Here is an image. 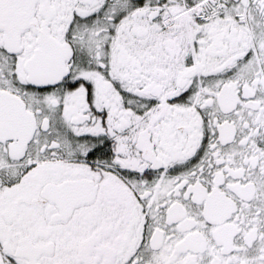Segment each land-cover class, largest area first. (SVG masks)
Here are the masks:
<instances>
[{"label":"snow or ice","instance_id":"snow-or-ice-1","mask_svg":"<svg viewBox=\"0 0 264 264\" xmlns=\"http://www.w3.org/2000/svg\"><path fill=\"white\" fill-rule=\"evenodd\" d=\"M0 264H264V0H0Z\"/></svg>","mask_w":264,"mask_h":264}]
</instances>
